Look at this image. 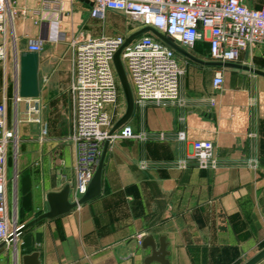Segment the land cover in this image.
I'll use <instances>...</instances> for the list:
<instances>
[{
    "label": "crops",
    "instance_id": "0c3cea01",
    "mask_svg": "<svg viewBox=\"0 0 264 264\" xmlns=\"http://www.w3.org/2000/svg\"><path fill=\"white\" fill-rule=\"evenodd\" d=\"M247 4L257 8L264 0ZM12 8L7 58L0 60V105L17 135L7 171L11 213L20 225L48 210V192L74 180L70 84L76 46L85 37L125 39L141 26L109 21L122 14L115 10H107L104 22L93 18L84 0H14ZM53 22L63 34L55 42L47 40ZM38 41V96L16 100L14 56ZM178 46L203 61L176 52L184 66L178 100L134 102L126 124L147 137L109 143L100 194L25 229L0 249V264H22L21 255L34 250L40 264H160L145 261L151 253L142 246L146 235L157 247L164 236L167 264H241L264 247V76L205 63L215 61L207 38L192 48ZM233 63L264 71V46L242 50ZM218 70L223 83L215 88ZM121 93L106 104L112 125L126 109ZM195 140L212 141L215 168L195 165Z\"/></svg>",
    "mask_w": 264,
    "mask_h": 264
},
{
    "label": "built area",
    "instance_id": "2783aa9c",
    "mask_svg": "<svg viewBox=\"0 0 264 264\" xmlns=\"http://www.w3.org/2000/svg\"><path fill=\"white\" fill-rule=\"evenodd\" d=\"M59 3L61 0H45ZM90 16L103 19L107 10L131 17L141 27L151 26L177 45L192 48L203 38L209 43L211 60L234 62L242 50L264 46V5L254 8L247 0H90ZM14 0H0V60L7 58V29L13 14ZM63 38L56 22L52 23L47 40ZM42 42L28 46L31 51L42 50ZM124 42L120 35L85 37L73 54L72 81L74 97L73 130L70 139L76 147L75 175L71 182L72 200L86 191L93 176L105 140L145 139L144 132H134L123 124L112 134L106 104L116 101L119 80L113 65V55ZM122 64L133 89L134 102L179 98V79L184 71L176 51L151 32H145L121 51ZM223 83L221 71H216L212 85ZM21 97L16 96V100ZM33 110V108H32ZM184 139V132L177 134ZM17 144V135L6 126L5 109L0 105V242L7 240L18 226L11 215L8 198V154ZM190 157L200 169L215 168L211 140H195ZM182 166L185 162H181ZM17 238V237H16ZM9 242V241H7Z\"/></svg>",
    "mask_w": 264,
    "mask_h": 264
},
{
    "label": "water",
    "instance_id": "95a60500",
    "mask_svg": "<svg viewBox=\"0 0 264 264\" xmlns=\"http://www.w3.org/2000/svg\"><path fill=\"white\" fill-rule=\"evenodd\" d=\"M90 5L92 2L90 0H84ZM145 32H151L156 37H158L160 40L168 44L170 47H172L176 52L181 53L182 55L186 56L187 58L197 61V62H203L190 53H188L186 50L178 46L176 43H174L171 39H169L167 36L156 30L155 28L151 26H143L136 32L132 33L130 36L124 39V42L121 44V46L115 51L113 55V65L119 80V84L121 87V90L124 95V99L126 102V109L124 113L113 123L109 130V134H112L115 130H117L120 126L125 124L128 119L130 118L133 108H134V99H133V93L131 90V86L129 84L128 78L126 76L122 60H121V51L125 45H127L133 38L145 33ZM15 64H16V73H17V94L21 98L25 99H33L38 96V80H37V71H38V64H39V55L37 51H29V50H23L20 51L17 55L14 56ZM210 65L215 66H229V67H236V68H243L249 71H252L256 74H260L264 76V71L252 68L246 65H240L233 62H223V61H209L205 62ZM109 141L105 140L103 148L101 150V154L99 157L98 164L96 166V169L93 173V176L87 186L86 191L80 196L79 199L76 201L70 200L69 198V192H70V185L65 184L60 190L58 191H50L47 193L46 199L48 203V210L36 215L31 220L20 224L18 226H14L13 232L10 234L7 240H3L0 242V249L6 245L7 241L15 242L16 237L23 232L28 227L32 226L33 224L46 219V218H53L55 216H58L60 214L66 213L70 211L72 208L76 207L77 205H80L84 202H87L94 197L98 196L100 194L101 190V173H102V165L103 160L106 154V151L108 149ZM142 246L147 247L149 246L151 248V253L147 256L145 261H156L160 264H167L166 255L168 254V251L166 250V241L164 236H161L159 238L158 247L156 246L154 239L150 235L144 236L142 240ZM264 258V247H262L260 250H258L254 255L246 259L241 264H257L261 259ZM21 262L22 264H40L39 259V251L34 250L30 253H25L21 255Z\"/></svg>",
    "mask_w": 264,
    "mask_h": 264
},
{
    "label": "rangeland",
    "instance_id": "374dc122",
    "mask_svg": "<svg viewBox=\"0 0 264 264\" xmlns=\"http://www.w3.org/2000/svg\"><path fill=\"white\" fill-rule=\"evenodd\" d=\"M121 15V16H120ZM120 16V17H119ZM108 20L109 21H112V22H115L116 20L117 21H125L126 22V24H129L130 26H131V24H136V21L135 20H133L131 17H129V16H127V15H124V14H112L109 18H108ZM100 21H102V22H104V20H100ZM110 28H107V30H109ZM110 31V30H109ZM121 87H119V93H121ZM122 95H123V92L121 93ZM8 178H9V174H10V169H9V171H8ZM8 198H9V200H10V197L8 196ZM13 211V210H12ZM11 215H12V217L13 218H16V220L18 219L17 218V214H14L13 215V213H11ZM15 216V217H14Z\"/></svg>",
    "mask_w": 264,
    "mask_h": 264
}]
</instances>
